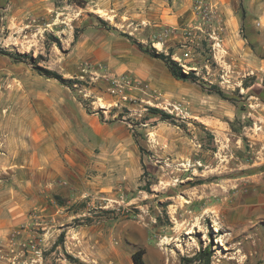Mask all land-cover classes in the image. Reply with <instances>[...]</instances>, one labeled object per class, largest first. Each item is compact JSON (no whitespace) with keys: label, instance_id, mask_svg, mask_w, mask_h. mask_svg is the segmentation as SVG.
<instances>
[{"label":"rangeland","instance_id":"374dc122","mask_svg":"<svg viewBox=\"0 0 264 264\" xmlns=\"http://www.w3.org/2000/svg\"><path fill=\"white\" fill-rule=\"evenodd\" d=\"M246 2L197 0V18L172 28L140 0H0V95L36 67L56 71L132 137L110 172H95L111 190L83 193L75 218H36L12 242L15 264H135L139 251L144 264H264V218L253 222L241 197L264 180V23L245 22ZM99 28L130 35L138 53L135 41L171 53L197 80L161 60L154 82L78 60L77 41Z\"/></svg>","mask_w":264,"mask_h":264},{"label":"crops","instance_id":"0c3cea01","mask_svg":"<svg viewBox=\"0 0 264 264\" xmlns=\"http://www.w3.org/2000/svg\"><path fill=\"white\" fill-rule=\"evenodd\" d=\"M140 1L153 20L172 28L194 21V9L202 8L195 5L197 0ZM212 1L227 8L230 0ZM246 4L250 9L245 22L258 18L264 23V3L247 0ZM232 17L234 28H239L242 17ZM74 53L78 60L104 63L118 74L130 72L152 82L159 76L158 60L138 53L129 39L106 29L86 32ZM8 87L0 95V264H15L12 242L17 233L33 230L36 218H75L80 215L72 208L83 193L111 190L110 183H100L95 172L102 168L110 172L111 162L132 147L126 127L102 122L98 113L87 108L80 95L83 90L74 84L30 73ZM244 192L249 193L241 196L245 206L254 212L251 220L264 218V180ZM65 224L60 225L63 230L68 228Z\"/></svg>","mask_w":264,"mask_h":264},{"label":"trees","instance_id":"16d2710c","mask_svg":"<svg viewBox=\"0 0 264 264\" xmlns=\"http://www.w3.org/2000/svg\"><path fill=\"white\" fill-rule=\"evenodd\" d=\"M242 17L245 18V13H243ZM125 36L130 40H134L130 35H125ZM76 38L77 37L75 36V39ZM135 43L138 45V47L140 48V50L143 53L151 56L152 58H155L157 60H161L162 62H164L165 65L167 66V68L169 69L170 73L172 74V76L175 77L176 79L193 80V81L197 80V77H196V75H194V73H186L184 71L182 66L177 61H175L173 59L171 53L166 55L164 53H160V52L156 51V49H154V48L143 49L144 46L142 44L137 43L136 41H135ZM23 56H26V55H23ZM36 68L39 71V74H41V75L47 76L49 78H55V79L61 81L62 83L66 84V85H72L73 84L72 81L63 79V77L59 73H57L56 71H51V70L41 68V67H36ZM219 95L223 96L221 91H219ZM149 110L153 114L160 115L164 120L171 118L170 115L165 113L163 110L153 109V108H149ZM60 238H63V235H61ZM205 252L207 254L209 253L208 250ZM143 254H144L143 251H139V252H136L135 254H133V260H134L135 264H144L143 260H142Z\"/></svg>","mask_w":264,"mask_h":264}]
</instances>
